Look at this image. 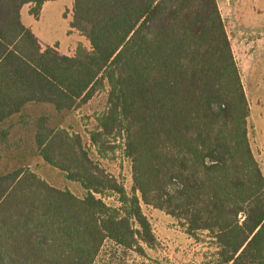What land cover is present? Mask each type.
Listing matches in <instances>:
<instances>
[{
    "label": "trees",
    "instance_id": "trees-1",
    "mask_svg": "<svg viewBox=\"0 0 264 264\" xmlns=\"http://www.w3.org/2000/svg\"><path fill=\"white\" fill-rule=\"evenodd\" d=\"M45 1L0 0V144L27 103L69 111L106 88L89 143L100 158L119 148L132 184L127 192L78 133L38 117L37 155L85 194L28 167L0 174V264H96L106 241L143 255L155 237L142 203L192 238L206 234L212 264H264V174L217 1L73 0L70 26L88 42L73 55L42 48L22 22L24 5L37 17Z\"/></svg>",
    "mask_w": 264,
    "mask_h": 264
},
{
    "label": "rangeland",
    "instance_id": "rangeland-1",
    "mask_svg": "<svg viewBox=\"0 0 264 264\" xmlns=\"http://www.w3.org/2000/svg\"><path fill=\"white\" fill-rule=\"evenodd\" d=\"M238 65L241 81L249 105L248 137L253 154L262 167L264 163V0H216ZM73 0H46L37 17L30 14L32 5L21 8V20L30 28L42 48L54 47L59 53L73 55L78 44L88 45L86 38L70 26ZM106 88L95 92L80 107L57 111L47 103H27L20 113L5 120L9 129L6 143L0 144V174L18 167H28L49 185L68 189L74 195L85 194L82 186L67 179L64 173L36 153L35 121L45 117L47 124L64 127L80 135L90 155L120 181L130 192L131 163L119 148L98 157L89 143L88 132L95 126V117L106 106ZM104 200L118 205L110 193ZM149 220L155 241L152 246L140 243L144 254L134 248L122 247L106 241L95 258L96 264H212L215 246L206 234L199 238L187 235L175 218L151 205L141 204ZM216 264V262H213Z\"/></svg>",
    "mask_w": 264,
    "mask_h": 264
},
{
    "label": "crops",
    "instance_id": "crops-1",
    "mask_svg": "<svg viewBox=\"0 0 264 264\" xmlns=\"http://www.w3.org/2000/svg\"><path fill=\"white\" fill-rule=\"evenodd\" d=\"M260 166V165H259ZM260 169L262 170L263 174H264V163L262 165V167L260 166Z\"/></svg>",
    "mask_w": 264,
    "mask_h": 264
}]
</instances>
